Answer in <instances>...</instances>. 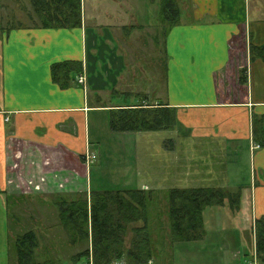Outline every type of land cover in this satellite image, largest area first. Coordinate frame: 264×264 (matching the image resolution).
<instances>
[{
  "label": "crops",
  "instance_id": "obj_1",
  "mask_svg": "<svg viewBox=\"0 0 264 264\" xmlns=\"http://www.w3.org/2000/svg\"><path fill=\"white\" fill-rule=\"evenodd\" d=\"M16 1L0 0V206L7 212L6 203L13 200L17 189H26L28 194L38 189L41 193L34 194L37 198L43 194H84L88 201L91 191L158 193L164 189H180L179 185H184L183 189L191 188L188 184H194L192 174H185L188 182L185 184L179 181L176 185L169 180L181 178L184 182V175L174 171L175 152L184 142L199 150L213 147L230 151L222 156L227 165L235 162L230 161L235 158L233 152L237 143L243 142L247 145L248 186H236V193H232L238 195L237 208L229 211L235 224L224 220L218 229L209 223L203 240L213 235L216 242L219 236L230 238L233 235L232 245L227 239L231 248L236 243L228 253L234 258L230 264H257L253 223L264 217V145L255 142L260 134H253L252 120L255 117L264 126V98L253 99L251 76L260 71L263 72L260 76L264 77V60L254 57L247 65L250 89L249 96L247 94L244 99L233 100L226 95V100L217 101L216 93L223 91L221 88L215 91L211 77L227 64V41L237 33V26L246 29L254 46L264 45L254 43L259 33L264 35V18L259 19L264 10L258 9L264 8V0H186L189 7L194 8L188 17L190 20L181 21L175 11L164 47L159 48V59L150 67L148 65L149 72L143 64L135 65L134 59L132 67L127 66L124 56L116 50L115 53L109 51L106 42L103 54L101 50L91 51L100 41L99 37H93V31H100L101 23L108 28L109 37L105 39L110 42L118 40L117 32L130 36L134 27L130 23L138 24L139 20L127 8H111L108 4L98 7L95 2L97 7L90 8L85 15L84 0H80L79 28L42 29L17 23L8 26L7 22H17L12 15ZM170 3L174 4L173 0ZM8 8L9 18H6ZM87 24L93 28L88 45ZM114 61L119 74L111 73ZM62 62L77 63L79 70L73 65V71L62 76L63 86L60 87L52 78L51 66ZM154 66L163 72L164 100H161L162 93L157 96L153 89L155 86L160 91L157 77L162 74H157ZM90 67L99 69L104 77L98 71L88 78L87 68ZM117 86L120 91L115 89ZM117 96L119 99H115ZM157 104L173 111L171 128L151 132H113L109 129L111 110L137 105L156 108ZM258 126H255L256 131ZM146 154L157 161L153 170L146 165ZM228 170L231 174L240 172L234 164ZM166 181L172 185H160ZM200 183L195 187H231L225 182L218 186ZM226 206L223 203L216 208L228 211ZM220 212L209 214L207 222L213 216L218 220L224 217V212ZM229 226L232 228L227 229ZM243 232L248 236L244 251L241 249Z\"/></svg>",
  "mask_w": 264,
  "mask_h": 264
},
{
  "label": "rangeland",
  "instance_id": "obj_2",
  "mask_svg": "<svg viewBox=\"0 0 264 264\" xmlns=\"http://www.w3.org/2000/svg\"><path fill=\"white\" fill-rule=\"evenodd\" d=\"M3 1L6 2L7 0ZM112 1L113 3H111ZM95 2L98 4V7H102L105 6V4H108V6L111 8H127L128 10L136 14L139 22H137L138 24L130 23L131 26H134L129 33L130 36L125 35L124 33L122 34V32H117V34L119 35L118 40L115 42H110L108 38L105 39L106 37H109V32L107 31L108 28L104 27L105 23H101L102 26L99 28L100 31H98L97 29L93 31V28H91V26L88 27V24L91 25V23L88 22L85 28L87 34V45L90 32H94V38H100V41H97V44L93 45V50L91 51L93 52L95 51V49L97 51L101 50L103 54L106 50L107 44L109 51L111 50L115 53L116 50L118 54L124 56V63L126 62L125 64L127 66L130 65L132 67L131 62L132 59H134L133 63L135 65L139 66L140 63L143 64V68L148 72L149 67L154 64V61H157V59H159V48L164 47V40L166 38L170 22L172 23L176 15L178 19L184 21L183 19L188 18L191 10L194 9L189 7L186 0H173L175 5L172 4L171 10L164 11L165 13H163L162 11V8H164L163 0H102L101 2L100 0H84L86 8L85 15H87V12L90 8L97 7L94 4ZM13 3H16L14 7L16 9H13L12 15L15 16L17 22H7V24L9 23L8 26H15L17 24L31 26L32 22H30L28 17V15H30V9L28 8L29 5L27 4V0H17ZM26 8H28L29 10H27ZM9 9L10 8H8L5 12L6 18H9ZM219 9L223 10L224 8ZM258 9L259 11H262V9L264 10V8ZM175 11L177 12L176 15H174ZM184 14L187 16L185 17ZM263 18L264 13L262 15H259V19ZM188 19L190 20V18ZM103 20H105V18H103ZM147 25L152 27H145ZM137 27L140 30H137ZM236 32L237 33L231 35V37L227 41V54L229 55L227 64L219 73L211 77L212 81H214L215 91L218 90V88H221V90L223 91L221 92L222 94L220 92L216 93L217 101L226 100V95L233 100L244 99L247 97V94L249 96L248 89L250 88L247 84L249 78L247 75V65H250V62L253 61L251 60V57L254 58V55H250L249 48H252V46L254 45L253 42L250 41V36H248V32L245 28L237 26ZM203 34L206 35L208 34V32H203ZM256 37V41H254L255 44H257L258 42L264 44V35H261L259 33V35ZM154 40L156 41L155 44L153 42ZM101 43H103L102 46ZM88 49L89 47H87V51ZM119 58L121 59L123 57ZM144 58H146L147 61L144 60ZM263 58L264 57H256V59L261 60H264ZM107 61L105 63H107ZM156 63V65H158L159 61ZM119 65L121 68L123 67L122 62H120ZM256 65L257 64L255 63L254 67ZM254 67L253 70H257L260 66L255 69ZM90 68H87L88 78L92 76L93 72L98 73V71L101 77H104V73H102L99 69L97 71L96 69ZM154 68L156 70V73L162 72L159 67L154 66ZM110 69L111 73L117 72L115 61L113 64H111ZM118 70L121 71V69ZM261 73L263 72L258 71L256 73L257 75L253 74V76H251L253 99H258V96H262L264 98V77L260 76ZM117 74L119 73L117 72ZM158 79L160 80V91H158L155 86L153 87V89H156L154 91L157 96H161V92V100H164L163 72L162 74L160 73L159 78L157 77V80ZM115 89L120 91L118 86ZM118 95L120 96V93ZM119 96L115 97V99H119ZM191 145L186 146V142H184V145L182 144V146H180L175 152L176 159L174 160V163L176 166L174 168V171L175 174L178 173L184 175V182L181 178L180 180H177L178 178H169V180L171 179L173 183H176V185H179V181V183L181 184L188 183L185 179V174L187 173L192 174L191 176L193 177L194 184H188L191 189L196 188V183L200 182V185L207 186L224 185L225 182L226 184L231 186L224 188L228 193H236V189H234L236 188V186L242 185L244 188L248 186L249 164L247 162V145L245 143H237V148L233 152L235 154V158L231 159L232 157L229 156V160L231 159L230 161H235L233 162L234 168L240 170V172H234V174H231L228 170L233 164H231L230 162L227 165L222 160L223 153L225 152L227 154L230 153V151L227 150L228 152H226L224 148L213 147H210L207 150H199L197 146L193 144ZM148 153L149 152H147V154ZM147 154L145 155L146 165L148 166L149 170H153L152 166L153 164H156L157 161L153 160L154 158L148 156ZM238 178L239 181L237 180ZM235 180L238 181L239 184L234 183L233 181ZM207 181L211 183L208 185L206 183ZM160 185L172 184L170 181L167 184L166 181L161 183ZM179 186L183 187L184 185ZM181 187L180 189H176L184 190ZM15 191L17 193L15 197H13V200L9 199L6 203L7 212L3 206H0V264H17L15 260L13 243L16 239H19L22 235L28 232H31L35 237L36 247L33 250L34 262L40 263L44 260H49L54 262L55 264H91L90 253L88 255L90 263L86 260H84L83 262H81V260H74L75 255L79 254L84 249L87 248V250L90 251V245L85 242L77 243L75 241L72 243L71 239L69 238V235H71L69 229L62 228L58 219V214L55 213L52 207V204L56 202L57 198H61L63 201H65V203H68L70 200L75 198L84 200L86 198V195L69 194L70 196H66L55 194L54 196H46L43 194L42 197L37 198V196H35L34 194L41 193V191L38 189L29 194V191L26 189H17ZM167 191L164 189L159 191L158 193H149L150 195L149 198H147L148 200L144 201V223L140 220L135 223L125 224L123 226L124 230L122 231L124 233L122 234L124 240H122L123 242L120 245V248L124 249L127 253L128 249L132 248L131 243L133 242H131V239L134 238L135 240V236L142 233L137 231V229L144 226L143 228L145 230V233L149 235L148 238L151 249V253L148 258L149 262L147 264H230L234 260V258H232L228 253L235 247L236 243H234L231 248L227 239H230L232 245V238H234L233 235L230 236V238L219 236L217 237L216 242L212 238L213 235L203 240L204 235H207L206 226L209 223H211L214 228L220 229V227L217 226L219 224H222L224 220H226L229 224L234 221L229 213V211H233L232 208H229L230 206H226L227 200L223 201V203L224 206L228 208V211H222V209L216 207H210L211 209H204L202 214L203 235L201 239L184 242L173 240L171 236L169 219L167 217V206L164 199ZM26 196L29 197H27L26 199L20 198ZM244 199H246V195ZM218 210L219 212L221 211L220 213L224 212V217H221V219L218 220L217 217L213 216L212 220L207 222V216L209 214L216 213V211ZM121 213L122 214L119 213V216H123L126 219L128 212L124 213L122 211ZM56 214L57 217L55 216ZM125 219L122 220V223L125 222ZM233 223L235 224V221ZM226 228L228 229L232 227L229 226ZM235 229L238 230V226L235 227ZM246 231H248L247 228H245V232ZM232 232L233 229H231V233ZM247 237L248 236H245L243 232L241 238L243 242L241 248L242 251H244V249L246 248ZM225 240L227 243L225 242ZM133 246V248H136V244H133ZM129 254L130 252H128V255ZM126 255L127 254H125V257ZM241 255L243 257H246V254L244 253H241ZM127 257L125 258V261L122 258V260H119L118 263L124 264L126 262L128 264H140L138 261H141L142 258V256H139L137 263L132 259L131 254L129 255V259Z\"/></svg>",
  "mask_w": 264,
  "mask_h": 264
},
{
  "label": "trees",
  "instance_id": "obj_3",
  "mask_svg": "<svg viewBox=\"0 0 264 264\" xmlns=\"http://www.w3.org/2000/svg\"><path fill=\"white\" fill-rule=\"evenodd\" d=\"M33 26L42 29H69L79 28L80 25V0H27ZM164 11L171 10L170 0H163ZM166 15V14H165ZM250 55L264 57V45L249 48ZM252 59V57H251ZM264 59V58H263ZM73 65L79 70L77 63L62 62L51 66L53 80L62 87V76L73 71ZM142 107L137 105L133 108L116 109L109 112L108 125L113 132H151L165 130L173 125V111L169 108ZM253 117V134H260L255 139L259 145H264V126L260 120ZM259 124L256 131L255 126ZM149 191L143 190H104L89 193L88 201L78 198L65 203L57 198L53 207L56 209L60 225L63 229L68 228L71 242H85L90 245V251L84 249L75 255L74 260H87L90 253L91 264H113L119 260L125 261L129 255L137 262L142 256L140 264H147L151 253L148 234L144 226L137 229L142 232L131 239V249L126 253L120 248L122 244L125 224L143 221L144 201L149 198ZM237 194L228 193L222 188L199 187L179 190L169 189L165 196L167 217L169 219L171 236L173 240L195 241L201 239L202 214L204 209L221 207L227 200L229 208H237ZM151 199V198H150ZM155 201V200H154ZM127 213L126 219L119 216L121 212ZM125 222L122 223V220ZM254 235V258L257 264H264V217H259L253 223ZM136 244V248H133ZM36 247L35 237L31 232L25 233L13 243L15 260L17 264H55L52 261L34 262L33 250ZM125 254L126 257H125ZM124 256V257H123ZM137 262V263H138ZM119 264V263H118ZM128 264V263H124Z\"/></svg>",
  "mask_w": 264,
  "mask_h": 264
},
{
  "label": "built area",
  "instance_id": "obj_4",
  "mask_svg": "<svg viewBox=\"0 0 264 264\" xmlns=\"http://www.w3.org/2000/svg\"><path fill=\"white\" fill-rule=\"evenodd\" d=\"M81 80L79 79L78 82H80ZM90 263V262H89Z\"/></svg>",
  "mask_w": 264,
  "mask_h": 264
}]
</instances>
